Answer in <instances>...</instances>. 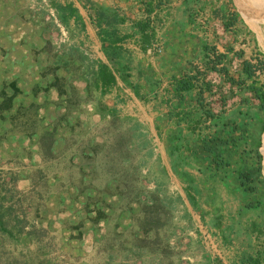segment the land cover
<instances>
[{
    "label": "rangeland",
    "instance_id": "obj_1",
    "mask_svg": "<svg viewBox=\"0 0 264 264\" xmlns=\"http://www.w3.org/2000/svg\"><path fill=\"white\" fill-rule=\"evenodd\" d=\"M80 1L85 2L80 9L84 17L95 21L98 6ZM143 3L142 8L134 6V29L124 24L120 29L135 32L134 60L151 65L161 59L166 74L172 67L167 59L179 53L186 68L174 78L157 74L153 79L144 66L132 62L131 82L140 84L135 95L121 81L106 86L102 94L104 88L87 84L88 73L80 76L89 67L76 68V73L65 69L79 52L106 62L98 57L97 26L94 41L83 18L84 27L63 9L73 6V0H0V202L6 227L17 216L22 231L29 232L19 237L0 230V264H264V133L257 148L258 100L247 89L251 80L241 67L244 59L251 60L256 84H264V25L256 21L264 20V0ZM173 20L171 28L181 43H174L172 34L163 35ZM139 22L149 23L145 31L139 30ZM185 72L195 76V88L185 94L183 107L193 105L190 109L201 116L194 130L175 115L166 117L168 110L182 109L172 88ZM223 72L243 83H231ZM98 100L112 114L99 108ZM22 107L29 109L24 116L16 113ZM238 109L247 116L231 132L234 156L226 158L228 166L214 171L215 165L205 162L208 153L201 140L214 128L201 120L203 110L234 111L237 116ZM107 115L120 122L114 124ZM130 119L140 124L138 130L147 134L152 150L149 157H142L147 148L136 150V162L144 160L141 175L127 183L145 190L147 197L138 196L143 205L131 201L132 195L115 194V185L123 191L125 185L118 173L114 178L104 169L92 172L110 164L112 135L124 133ZM43 127L55 139L51 152L46 150L49 141L40 146ZM185 142L193 144L196 156L186 151ZM92 147L99 148L97 157H92ZM235 172L245 177L242 182ZM79 176L81 191L75 185ZM189 178L198 190L195 209L184 193Z\"/></svg>",
    "mask_w": 264,
    "mask_h": 264
},
{
    "label": "trees",
    "instance_id": "obj_2",
    "mask_svg": "<svg viewBox=\"0 0 264 264\" xmlns=\"http://www.w3.org/2000/svg\"><path fill=\"white\" fill-rule=\"evenodd\" d=\"M98 13L96 16V24L98 27V38L101 43V52L103 53L106 62L102 60H92L87 55H84L82 52H79L76 57L71 56L67 62V66L65 65V69L67 71L76 73V68L81 69L82 66H86V68L89 67L90 70H87V72H81L80 76L86 77L88 73V77L86 79V82L88 85H91L93 83L95 87L97 88L100 86V88H104V90L101 89V93L103 94L105 91V87L108 85H113L116 83L117 78L120 79L122 83H124L126 86H128L132 91L134 92L135 95H139V87L140 84H134L133 82L130 81V76L131 73L130 71V58L123 49L122 46V40L124 39V36H121L118 32V28L116 27L117 24L121 21V17L118 16V14L115 11H109L105 10L104 8L98 6ZM64 10L67 11L69 16H73L74 19L77 22H80L81 25H83L82 22V17L77 11V8L71 6L70 4L65 6L63 8ZM150 9V8H149ZM149 11V10H148ZM64 20L68 19V16H63L62 17ZM149 23H138L137 26L140 31H145V28L148 26ZM84 27V25H83ZM77 51V50H76ZM73 54V53H72ZM219 56H223L222 54H218ZM87 64V65H86ZM115 68V70L113 69ZM242 73L245 75V78H248L251 80L250 84L247 85V89L254 95V97L258 100V105L256 106L255 110L257 111L256 118L258 121L261 122V127L259 131V135L256 141V146L257 148L260 147L261 145V135L264 131V84H256V80L254 77L256 76V72L254 69V64L251 60L244 59L242 61ZM262 67L264 68V55H263V60H262ZM85 67L83 69H86ZM212 69L216 71H220L219 69L212 67ZM189 72V71H188ZM228 80L231 83L234 84H242L243 80L240 78H234L232 75H230L228 72H223ZM188 74V73H187ZM186 72L183 73L181 76H179L177 79H175V87L172 91V97H178L179 102L177 103L178 106L182 107V109L173 112L171 110H168L167 112V119L173 118L175 115L177 118V122H184L187 123V125L190 127V129H195L196 126H198L200 122V117L196 116L197 114H194L195 111L193 109V105L191 107H184L185 100L184 97L186 96L185 94L191 93V91L195 88V83H193V75H187ZM59 78H56V81H58ZM60 80V79H59ZM191 95V94H190ZM197 95V94H196ZM6 97H4L5 99ZM69 100V98H67ZM99 108H104L106 110V113L112 114L111 110H108L106 106H102L100 101H97ZM190 102H187V104ZM8 105V104H7ZM10 106H7L9 108ZM27 107L20 108V110H16V113L20 116H24L25 112H27ZM186 109V110H184ZM29 110V109H28ZM224 111V110H223ZM241 109L237 110V116L233 112H227V114L221 112V113H215L213 110H203L204 118L203 121H208V123L214 128L210 132H208L205 136L202 137L201 135V140L204 142V152L208 153L206 158L207 161L206 163L210 165H215L214 171L221 170L222 166L229 164L230 160H226L228 157H233L234 153L232 152L231 149H234L235 145V140L233 137H231V132L234 130L235 126L237 125L238 121L243 120L244 117L247 116V114ZM201 114V113H199ZM108 119L112 121L114 124H118L120 122V119L114 115H107ZM27 121L30 122V120L27 118ZM36 122V121H35ZM131 125L124 131V133H114L112 135L113 137V144L107 148V153H108V160H109V165L107 167H100V171L96 168L92 170V172H95L94 175H97L99 172H101L102 169L107 170L111 174H114V178H116L117 173L120 175L121 181L125 182L124 185V191L120 190L118 185H115L114 190L115 194L118 195L119 197H124L125 195H132L131 196V201H134L136 203H140V205H143V202L138 201V196L140 194H145L147 197V193L145 190L141 189L140 186H132L131 187L127 183L128 181H137V179L141 175V167H142V161L145 156H150L152 155V150L150 147V140L148 139V136L145 132H141L138 130V126L140 125L137 121L131 120L129 121ZM209 127V126H208ZM55 129V128H54ZM125 132H129L127 135ZM225 139L223 140V138ZM177 140L179 141L181 139L180 135L176 136ZM49 141V145L47 146L46 150L51 152V147L53 144V141L55 139H52V132L48 130V128H41V132L39 134V142L40 146H43V144ZM183 141V140H182ZM183 143V142H182ZM186 145V151L195 154V152L192 150L193 144L185 142ZM230 144L228 147L225 144ZM104 145V144H103ZM102 145V146H103ZM232 145V146H231ZM179 146H182L181 142L175 146L177 150H179ZM105 147V146H104ZM84 146L79 147L77 149V154H81L83 151ZM145 149V151L142 153V161L141 162H136L135 153L137 152L136 150H141ZM92 150L94 151L93 153V158L98 156V147H92ZM174 150V148H173ZM172 150V151H173ZM173 152H170L172 154ZM182 156L184 157V151H181ZM192 154V156H193ZM196 156V154H195ZM260 156V154H259ZM185 157H188L185 156ZM104 166V164H102ZM222 165V166H221ZM226 166V167H227ZM260 162L258 163V168H260ZM174 171L175 167L173 166ZM77 170L81 171L82 168L79 167ZM233 170L231 169L229 171L228 167V173H232ZM237 175L235 177L239 178L240 181L242 182L245 177H243L242 174L239 172H235ZM82 174V173H81ZM118 179V178H117ZM119 180V179H118ZM82 177L79 176L78 182L75 184L76 186L79 187L82 185ZM83 188L80 189V191ZM197 187L193 184V182H190V178L187 181V184L184 188V193L185 197L187 199V202L189 205L195 209L197 207V201L195 197V193H197ZM177 200H181L180 196L176 197ZM4 207L2 206L0 202V230L2 233H6L7 235H12L15 233L19 237L21 236V233H24L22 231V225H18V218L17 216L12 217V223L11 228H7V218L4 216ZM8 219L11 220L10 217ZM16 222V223H15ZM144 223H150V221H145ZM3 234H1L3 236ZM29 235V232H25L24 236ZM23 236V237H24ZM22 237V236H21ZM2 264H9L7 261H2ZM35 264V263H32Z\"/></svg>",
    "mask_w": 264,
    "mask_h": 264
},
{
    "label": "crops",
    "instance_id": "obj_3",
    "mask_svg": "<svg viewBox=\"0 0 264 264\" xmlns=\"http://www.w3.org/2000/svg\"><path fill=\"white\" fill-rule=\"evenodd\" d=\"M87 1L90 2V3H92L94 6H100V7L104 8L105 10L115 11L118 14V16L121 17V19L123 21L119 22L116 27L118 28L117 30H118L119 34L121 36H124V39L122 40L123 43L122 42L121 43H122L123 49L125 50V52L127 53V55L128 56H131L130 57V60H131L130 64H131V66H132V62L133 63L134 62L136 63L135 66H139V67H143L144 66L145 67V70L147 72H149L150 75L153 76V79H155L154 77H158V76H156L157 74L160 75V76L169 75L170 78H174L175 77L174 74H176V73L179 74L183 70H185L186 64L184 62L186 60L185 59L183 60L182 56H180L179 53L174 54L173 56L170 55L169 58L167 59V60H169L167 62L168 63H171L172 64V67H171V70H166V74H162V72H161L160 64L162 63V60L161 59L158 60V58L154 59L153 56H151V57L148 58L149 61L152 60V59H154V62H152L151 65L149 63H147V62L145 64H143V65H140L139 60H138V62L134 60L135 54H137L135 52V50H137L136 43H134L135 42V38H133V37L136 36L135 35V32L134 31L124 32V33H121L120 32L121 31L120 29H122L124 27L123 24L126 25L130 29H134V26L136 25V22L135 23L132 22L133 21L132 18H133V14H134L133 11H135L134 6L139 7V8H142L141 6H144V3L143 2H145V1H149V2L151 1L152 2L153 0H86V2ZM73 6H76L78 8L80 14H82V18H83V21H84V25H85V29H86L87 34H89V36L94 41H97L98 38L96 37L97 36L96 35V27L94 28V26H97V25H96V22L94 21V17H91L90 18L87 15V17H86L88 19L87 20L84 17L83 11L80 10L82 6H85V2L80 1V0H73ZM151 11H152V8H150V12ZM154 11H155V9H154ZM129 12H130V14H129ZM174 21L175 20H173L172 22H170L168 24L169 27H170V29H169L168 33L166 31L165 33H163V35L165 36V34H169V35L172 34V36H174L173 37L174 43H177V41H179L181 43L182 42V39L181 38L180 39H176V37H175L176 36V34H175L176 33V30H174V29L171 28V26L174 25ZM136 31H138V30H136ZM166 39L169 42L172 40V38H170V36H168ZM137 41H138V38H137ZM189 51H190V49H189ZM146 52H148V53L151 52V49L148 48L146 50ZM100 53H99L98 57L99 58H103L104 57V56H102L103 53L101 51H100ZM175 55L177 57H175ZM185 57L188 58V59H190V55H187ZM159 61H160V63H159ZM137 69L138 68H136V70ZM129 72L132 73L131 68H130V71ZM119 81H120V79L117 78L116 83H115L116 86L120 84ZM130 81H132V80L130 79ZM122 84L124 85V87H125L126 90L127 89H130L124 83H122ZM174 87L172 88V90L174 89ZM130 90L132 91V89H130ZM154 90H155V88H154ZM151 92H152V90H151ZM132 93L134 94L133 91H132ZM166 116H167V113H166Z\"/></svg>",
    "mask_w": 264,
    "mask_h": 264
},
{
    "label": "bare ground",
    "instance_id": "obj_4",
    "mask_svg": "<svg viewBox=\"0 0 264 264\" xmlns=\"http://www.w3.org/2000/svg\"><path fill=\"white\" fill-rule=\"evenodd\" d=\"M236 1H237V0H236ZM250 1H251V0H250ZM254 2H255V1H254ZM258 2H259V1H258ZM255 3H256V2H255ZM256 4H257V3H256ZM259 4H260V3H259ZM254 5H255V4H254ZM260 5H261V4H260ZM263 6H264V5H263ZM255 7H256V6H255ZM239 8H240V7H239ZM257 8H258V9H256L257 11H259V10L261 11V8H262V7L260 8V7L257 6ZM263 8H264V7H263ZM254 11H255V10H254ZM261 13H262V16L264 17V9L262 10ZM257 16H258V15H257ZM255 19H256V17H255ZM256 21H257V22L260 21V23H258L257 25H260V24H263V25H264V23H263L264 20H263V19L261 20V18H257ZM260 28H261V27H260ZM263 153H264V150H263Z\"/></svg>",
    "mask_w": 264,
    "mask_h": 264
},
{
    "label": "water",
    "instance_id": "obj_5",
    "mask_svg": "<svg viewBox=\"0 0 264 264\" xmlns=\"http://www.w3.org/2000/svg\"><path fill=\"white\" fill-rule=\"evenodd\" d=\"M263 133H264V131H263ZM263 133H262V135H263ZM262 135H261V137H262Z\"/></svg>",
    "mask_w": 264,
    "mask_h": 264
}]
</instances>
